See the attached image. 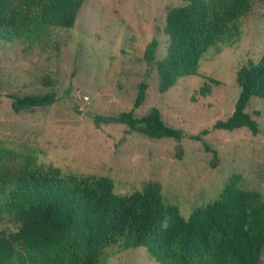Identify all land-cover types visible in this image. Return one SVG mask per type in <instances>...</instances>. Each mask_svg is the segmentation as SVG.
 Returning <instances> with one entry per match:
<instances>
[{
	"label": "rangeland",
	"instance_id": "obj_1",
	"mask_svg": "<svg viewBox=\"0 0 264 264\" xmlns=\"http://www.w3.org/2000/svg\"><path fill=\"white\" fill-rule=\"evenodd\" d=\"M183 4L84 0L71 28H46L31 42L0 39V146L10 150L0 171L19 168L17 152L25 151L38 165L107 176L119 194L157 181L164 201L177 205L186 218L214 200L235 173L241 188L264 197V98L253 96L246 107L258 122L256 134L247 127L213 128L234 110L240 92L237 71L250 59L257 62L264 51V0H252L250 12L240 20L238 38L220 44L219 51L209 49L197 75L182 77L161 93L155 62L166 53L165 16L170 7ZM153 38L159 43L149 62L144 51ZM141 81L148 83L146 97L133 115L141 117L158 107L166 124L182 130L179 142L150 138L125 124L95 121V115L130 110ZM49 91L55 94L50 105L18 112L11 106L12 94ZM14 228L8 218L0 220V229ZM115 248H104L101 264H160L144 247Z\"/></svg>",
	"mask_w": 264,
	"mask_h": 264
},
{
	"label": "trees",
	"instance_id": "obj_2",
	"mask_svg": "<svg viewBox=\"0 0 264 264\" xmlns=\"http://www.w3.org/2000/svg\"><path fill=\"white\" fill-rule=\"evenodd\" d=\"M182 1L165 16L166 53L155 62L161 93L180 78L197 75L209 49L219 51L220 44L238 38L240 20L252 7V0ZM83 2L0 0V39L31 42L46 28H71ZM158 43L153 38L147 44V61H154ZM236 80L240 92L234 110L213 128L247 127L256 134L258 122L246 107L251 97L264 98V51L257 62L250 59L241 66ZM137 88L130 110L95 115V121L125 124L150 138L170 137L179 142L182 130L166 124L158 107L141 117L133 115L145 100L148 83L141 81ZM10 97L15 112L55 101L52 91ZM194 138L200 139L199 135ZM205 147L216 152L206 143ZM9 152L0 146V164ZM176 155L182 158L181 151ZM17 156L19 168L0 171V220L8 218L15 225L13 230L0 229V264H101L104 248L110 246L116 247L114 252L144 247L160 264H261L264 197L241 188L239 174H232L214 200L186 218L177 205L164 201L157 181L119 194L107 176L76 175L38 165L25 151Z\"/></svg>",
	"mask_w": 264,
	"mask_h": 264
},
{
	"label": "built area",
	"instance_id": "obj_3",
	"mask_svg": "<svg viewBox=\"0 0 264 264\" xmlns=\"http://www.w3.org/2000/svg\"><path fill=\"white\" fill-rule=\"evenodd\" d=\"M84 98H85V99H87L88 97H87V96H85Z\"/></svg>",
	"mask_w": 264,
	"mask_h": 264
}]
</instances>
